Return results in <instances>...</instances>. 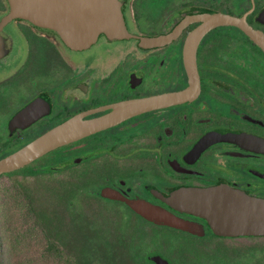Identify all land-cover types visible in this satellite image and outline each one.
<instances>
[{
  "label": "flooded vegetation",
  "instance_id": "obj_1",
  "mask_svg": "<svg viewBox=\"0 0 264 264\" xmlns=\"http://www.w3.org/2000/svg\"><path fill=\"white\" fill-rule=\"evenodd\" d=\"M119 11L122 35L74 46L0 0V161L69 124L96 128L1 174L3 207L26 209L54 264H264V235L219 234L186 210L206 193L264 201V0Z\"/></svg>",
  "mask_w": 264,
  "mask_h": 264
},
{
  "label": "water",
  "instance_id": "obj_2",
  "mask_svg": "<svg viewBox=\"0 0 264 264\" xmlns=\"http://www.w3.org/2000/svg\"><path fill=\"white\" fill-rule=\"evenodd\" d=\"M11 16L26 18L36 24L57 29L74 46L91 43L101 33L123 34L119 0H9ZM96 128H73L69 124L53 130L17 153L0 161V175L26 166L48 152L78 140ZM216 194H203L192 200L187 212L203 215L215 224L219 234L264 235V201L228 194L221 205ZM160 224L183 228L177 217L155 210L150 216ZM158 264H168L160 257Z\"/></svg>",
  "mask_w": 264,
  "mask_h": 264
},
{
  "label": "rangeland",
  "instance_id": "obj_3",
  "mask_svg": "<svg viewBox=\"0 0 264 264\" xmlns=\"http://www.w3.org/2000/svg\"><path fill=\"white\" fill-rule=\"evenodd\" d=\"M3 205L4 201L0 197V264H54L43 234L25 219L26 209L14 201L10 202L8 208ZM164 234L169 235V232L164 231ZM74 246L84 250L83 244ZM87 258L83 255L72 260L74 264H87Z\"/></svg>",
  "mask_w": 264,
  "mask_h": 264
},
{
  "label": "trees",
  "instance_id": "obj_4",
  "mask_svg": "<svg viewBox=\"0 0 264 264\" xmlns=\"http://www.w3.org/2000/svg\"><path fill=\"white\" fill-rule=\"evenodd\" d=\"M127 249H129V245H126L125 246ZM132 259V258H131ZM123 262H125L124 264H130V257L129 258H126V259H121ZM127 260V261H125ZM111 261H113V259H111ZM111 264H115L114 262H112Z\"/></svg>",
  "mask_w": 264,
  "mask_h": 264
}]
</instances>
